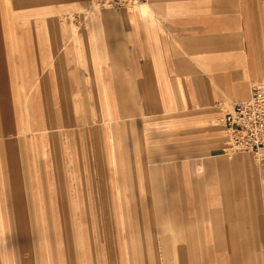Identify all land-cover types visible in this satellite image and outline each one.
Instances as JSON below:
<instances>
[{"label": "rangeland", "instance_id": "rangeland-1", "mask_svg": "<svg viewBox=\"0 0 264 264\" xmlns=\"http://www.w3.org/2000/svg\"><path fill=\"white\" fill-rule=\"evenodd\" d=\"M31 1L38 6L32 11L47 18L50 36L69 38L58 53L73 43L80 65L83 40L101 13L113 11L102 8L90 16V0L70 5ZM63 17L73 22L69 30L58 21ZM26 25L14 0H0V182H11L0 185V191L9 188L19 213L11 217L8 234L22 244L18 252L50 262L59 258L61 264H181L177 251L184 252L187 264H264V180L258 181V205L251 209L250 223L258 232L249 258L245 245L221 241L224 235L242 234L217 232V226L248 220L224 214L223 187L217 181L201 184L189 175L192 166L196 171L200 165L205 174V162L243 155L264 176V159L227 151L223 121L230 104L216 103L221 116L193 130L203 131L205 143L185 139L194 122L184 118L183 109L129 122L105 98L106 105L95 106L96 119L94 102L86 96L92 89L73 75V58L66 66L43 67L37 38ZM208 62L210 68L216 64L215 59ZM220 126L224 130L215 139ZM163 159L169 163L161 170Z\"/></svg>", "mask_w": 264, "mask_h": 264}, {"label": "crops", "instance_id": "crops-1", "mask_svg": "<svg viewBox=\"0 0 264 264\" xmlns=\"http://www.w3.org/2000/svg\"><path fill=\"white\" fill-rule=\"evenodd\" d=\"M64 1L70 5L77 0ZM148 2L133 11L101 13V18L93 24L92 33L83 40V65H80L73 43L66 52L58 53L69 38L60 33L50 36L47 18L32 11L38 8L35 2L14 0L16 12L27 19L26 26L37 38L43 67H54L57 63L66 66L70 57L73 58L76 64L73 75L79 80L83 77L92 89L86 96L94 102L92 112L96 119L95 106L97 102L100 106L106 105L105 98L118 106L122 121L170 115L183 109L184 118L194 122L188 124L191 134L185 139L205 143L207 137L203 131L200 134L193 130L206 119L221 116L216 103L231 106L246 101L255 84L264 80V0ZM66 21L71 24L72 20L68 17ZM80 22V18H75L76 25ZM209 59L216 60L213 68L208 67ZM220 130L224 128L220 126L214 131L215 139ZM168 163L163 159L161 170ZM205 165V174L200 173V165L196 171L192 166L190 177L201 180V184L214 185L217 181L218 186L223 187L224 214L249 222L217 226L219 233L242 234L224 235L222 243L224 246L241 243L250 250L247 255L252 258L251 249L256 248L253 234L258 231L250 223V217L251 209L258 205V181L264 180L262 169L258 170L254 161L243 155L222 162L207 161ZM7 181L3 178L0 185L11 184ZM5 190L0 191V264H61L59 258H52L50 262L44 256L32 258L18 252L22 244L11 240L8 234L13 229L11 217H19V213L11 202L9 188ZM176 191L175 185L171 187V194L175 195ZM262 227L264 229V225ZM177 254L181 264H187L182 259L186 257L184 252L177 251Z\"/></svg>", "mask_w": 264, "mask_h": 264}, {"label": "built area", "instance_id": "built-area-1", "mask_svg": "<svg viewBox=\"0 0 264 264\" xmlns=\"http://www.w3.org/2000/svg\"><path fill=\"white\" fill-rule=\"evenodd\" d=\"M108 10H129L148 0H90ZM224 126L229 134L227 151L251 153L264 159V80L255 84L248 100L233 103L224 116Z\"/></svg>", "mask_w": 264, "mask_h": 264}, {"label": "bare ground", "instance_id": "bare-ground-1", "mask_svg": "<svg viewBox=\"0 0 264 264\" xmlns=\"http://www.w3.org/2000/svg\"><path fill=\"white\" fill-rule=\"evenodd\" d=\"M148 2V1H147ZM149 3V2H148ZM147 3H145V5H146ZM141 5H144V4H141ZM141 5H138V6H141ZM81 9V8H80ZM102 8L100 7V6H98V5H96V4H91V6L90 7H88L87 6V12H86V14L88 13V14H90V16H92L93 14H100L101 13V10ZM103 10V9H102ZM104 10H106V9H104ZM49 15H51V14H49ZM66 19H64V17L62 18V19H59L58 21H59V23L63 26V28H65L66 30L68 29L69 30V28H71V26H72V21H71V24L70 23H68L67 21H65ZM54 21V20H53ZM54 23H56L55 21H54ZM250 97V96H249ZM249 99V98H248ZM218 112L220 113V110H218ZM112 129V128H111ZM249 154V153H248ZM251 155V154H250Z\"/></svg>", "mask_w": 264, "mask_h": 264}]
</instances>
